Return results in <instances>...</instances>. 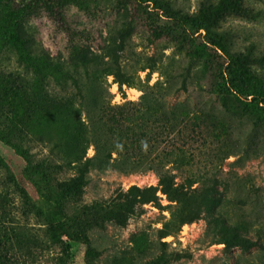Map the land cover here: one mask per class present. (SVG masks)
Returning <instances> with one entry per match:
<instances>
[{
	"label": "rangeland",
	"instance_id": "1",
	"mask_svg": "<svg viewBox=\"0 0 264 264\" xmlns=\"http://www.w3.org/2000/svg\"><path fill=\"white\" fill-rule=\"evenodd\" d=\"M157 1L169 5L179 16L197 18L207 4L217 6L222 0ZM127 2L119 6L116 0H85L82 8L71 5L51 11L47 9L49 0H0V31L6 36L0 45V77L2 85L17 93L9 98L0 92V128L11 133V143L29 151L32 168L51 158L55 142L68 153L90 140L79 90L64 73L71 64L72 47L77 46L90 58L112 62L114 72L120 69L137 81L132 88L120 86L112 74L103 84L105 102L122 108L123 130L139 122L127 104H138L145 92H151L166 109L177 110L176 129L162 140L158 153L182 149L191 165L180 172L173 170L176 182L188 185L187 178H191L195 182L192 190L216 185L217 196L223 198L216 210L260 245L248 251L227 248L219 243L221 237L206 213L163 237L171 203L160 190L158 175L154 171L124 173L112 162L96 161L63 214L45 195L55 196L72 181L75 171L56 174L46 184L38 171H26V162L12 145L0 140L4 161L0 165V264H149L159 258L165 264H264V114L259 110L258 116L253 108H246L244 104L251 105L252 97L241 102L231 94L217 93L214 75L221 69L220 61L211 62L207 69L205 57L198 58L193 72L197 76L187 79L186 89H182V74L192 63L189 51L206 49L205 30L183 27L185 44L170 35L157 37L155 28L180 32L183 28L165 18L153 2ZM242 7L243 15L227 16L213 32L234 35L235 51L246 53L254 48L260 62L255 65L252 86L264 99V0H244ZM22 10L28 15L24 26L16 29L6 16ZM12 34L19 36L29 59L7 42ZM80 87L92 88V98L100 93L84 80ZM259 107L264 108V103ZM71 110L73 118L67 116ZM141 143L144 149L154 147L149 139ZM94 155L90 145L87 156ZM154 192L158 199L142 204ZM188 193L189 202L198 204L199 192ZM113 204L131 206L117 218L87 231L96 253L87 258V245L73 238L75 229L69 218Z\"/></svg>",
	"mask_w": 264,
	"mask_h": 264
},
{
	"label": "trees",
	"instance_id": "2",
	"mask_svg": "<svg viewBox=\"0 0 264 264\" xmlns=\"http://www.w3.org/2000/svg\"><path fill=\"white\" fill-rule=\"evenodd\" d=\"M49 1L51 6L48 5L47 9L51 11L54 9L64 10L71 5L79 8L85 5V0ZM116 1L119 6L127 5L128 3V0ZM243 1L222 0L217 6L207 4L201 11L199 17L192 18L188 15L179 16L178 13L173 12L169 5L158 4L157 0H146V2H153L165 18L174 20L178 28L192 27L197 31L204 29L206 34L203 40L214 47L209 48L207 44H204V47L210 50V53H207L206 49L201 52L200 47L189 51L188 55L192 63L182 74V89H186V80L196 75V72H193L196 70L194 67L196 66L198 58L205 57L204 67L207 69L211 62L216 63L220 61L222 63L221 69L214 75V87L217 93L220 95L231 94L240 101L252 97L251 105H244L246 108H253L255 113L261 116V114H258V111L260 110L264 114V108H260L259 105L264 103V99L255 93V88L252 86L256 73L255 65L260 62L259 57L254 54V48H249L246 53L235 51L233 50L235 45L234 35L227 32H213L227 16L244 14L242 7ZM33 9H35L34 6ZM27 15V10L12 11L6 16V19L9 24L18 29L24 26ZM179 24L181 27H179ZM184 28L183 32H180L178 29H175V32L169 30V28L167 29V27L155 28L153 33L157 37H161L164 34L170 35L177 41L183 42L181 44H185L187 38L184 36ZM132 29L133 26L128 28L126 35H129V31H132ZM4 38H6L5 34L0 31V45ZM7 42L12 44L23 58L29 59L24 51L25 46L17 34H12L7 39ZM218 51L227 57V61L224 60ZM69 60L71 64L64 70V73L67 79L73 82L74 87L79 90L82 107L86 110L90 140L85 145L79 144L76 148L66 153L61 150L60 143L55 142L51 149V158L43 159L38 165H33L32 168V155L29 151L18 144L11 143L9 140L11 133L6 128H0V140L12 145L26 162V171L29 173H32V170L33 172L35 170L38 171L41 179L46 184L54 180L56 174L71 170L75 171L76 176L61 188L55 196L45 195L47 200L53 201L57 209L63 214H66V204L74 199L83 188L88 170L95 165L96 161L105 163L112 162L116 170L124 173L154 171L158 175L160 190L171 203L169 206L171 208L170 219L165 224L164 231L162 232L163 237L170 236L173 230L180 231L183 225L199 220L203 213H206L209 217L208 222L214 224L216 233L221 237L218 240L220 241L219 243L224 244L227 248L237 247L248 251L260 245L258 240H253L249 236V233L236 225V223L234 224L229 221L226 216L223 217L220 215L216 210L217 207L221 206L223 201L222 196H217L219 192L216 185L210 184L205 188L192 190L191 188L195 182L191 178H187L188 185L185 182H176L177 175L173 173V170L180 172L185 167L191 165L190 158L182 149L172 148L166 155H163V152L158 153L157 149L162 140H166L176 129L174 124L178 117L176 109H166L162 102H157V99L151 92H145L138 104L133 102L127 104L133 107V113L138 116L139 122L127 126L123 130L121 127V120L123 119L119 114L122 108L111 107L110 104L105 102L102 92L103 84L105 78L112 74L119 79L117 82L120 86L126 85L132 88L136 86L137 81L132 76H127L122 73L120 69L114 72L115 68L112 62H104L99 57L90 58L88 54L84 53L77 46L72 47ZM225 63L227 64L226 66H224ZM141 71H145V68ZM81 80L94 85L95 88L100 90V93L96 92L97 96L92 98L90 94L93 91L92 88L84 90L83 87H80ZM0 92L9 98L17 94L14 88L2 85L1 77ZM157 112H160V115ZM67 116L73 118L75 117V112L71 110ZM150 122L155 124V126H150ZM142 139L152 140L154 147L152 149H144V145L141 143ZM90 145L95 151L93 157L87 156ZM115 152L117 157L113 158V153ZM160 158L168 161H159L158 159ZM3 164L4 161L0 157V165ZM168 164L171 167H167ZM189 190L199 192L198 204L189 202ZM21 191L26 199H29L26 192L24 190ZM156 199L158 198H156L154 192L152 198L142 200L141 202L142 204H147ZM130 206L131 204H113L109 207L96 210L93 213L69 218L74 224L75 231L73 238L87 245V258H94L96 256V253L90 246L87 231L93 227H100L110 219L117 218L122 211H126ZM55 239L59 243H62L58 238L55 237ZM65 249L66 252H69L70 246L66 245ZM149 264H165V262L162 258H159Z\"/></svg>",
	"mask_w": 264,
	"mask_h": 264
}]
</instances>
